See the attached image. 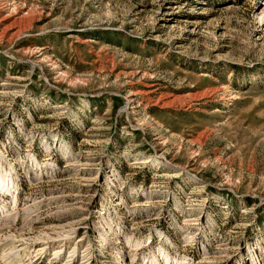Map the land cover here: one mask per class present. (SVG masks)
Wrapping results in <instances>:
<instances>
[{"label":"rangeland","instance_id":"obj_1","mask_svg":"<svg viewBox=\"0 0 264 264\" xmlns=\"http://www.w3.org/2000/svg\"><path fill=\"white\" fill-rule=\"evenodd\" d=\"M0 264H264V0H0Z\"/></svg>","mask_w":264,"mask_h":264}]
</instances>
